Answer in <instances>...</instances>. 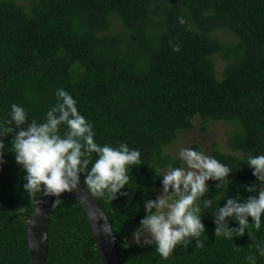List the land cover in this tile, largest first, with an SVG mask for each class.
Here are the masks:
<instances>
[{"label":"trees","instance_id":"1","mask_svg":"<svg viewBox=\"0 0 264 264\" xmlns=\"http://www.w3.org/2000/svg\"><path fill=\"white\" fill-rule=\"evenodd\" d=\"M221 31L235 40L224 42ZM57 88L77 101L95 142L141 152L127 195L108 201L90 193L111 224L120 264H245L250 245L264 242V217L259 231L249 225L250 237L215 236L212 212L224 204L216 197L202 212L200 246L193 240L164 258L155 245L121 243L139 226L144 200L159 195L158 176L180 163L167 149L196 121L202 135L213 124L228 127L226 150L215 141L209 152L232 170L224 198L264 187L246 164L264 154V0H0V121L13 103L41 121ZM12 138L0 141V264H29L28 221L43 197L23 190ZM216 183L207 182V198L220 194ZM46 264H100L91 225L73 200L51 215Z\"/></svg>","mask_w":264,"mask_h":264},{"label":"clouds","instance_id":"2","mask_svg":"<svg viewBox=\"0 0 264 264\" xmlns=\"http://www.w3.org/2000/svg\"><path fill=\"white\" fill-rule=\"evenodd\" d=\"M54 95L55 104L39 122L29 121L24 107L15 103L10 105L8 118L0 121V141L13 136L10 152L24 172L23 190L30 198L54 197L53 205L60 203L62 194L78 192L82 183L93 196L108 201L118 194L127 195L122 190L128 188L132 169L141 164L139 149L130 148L125 142L115 146L95 142L93 125L80 114L73 96L63 88H57ZM2 147L4 144L0 142ZM2 154L0 166L5 163ZM174 159L179 165L169 164L158 176L162 177L160 193L155 199L144 200V216L131 233V241L127 238L121 241L123 247L155 245V251L167 258L178 245L195 240L200 246L199 238L205 233L202 212L213 206L216 197H222L224 204L212 212L215 236L233 239L235 233L240 237L249 225L260 230L264 187L246 186L245 190L250 193L247 198L239 194L236 198H224L231 183L227 179L232 173L228 165L188 147L181 148ZM246 164L258 182L264 181V154L249 155ZM208 181L217 182L216 188L220 189V194L212 199L206 196ZM228 219L234 220L238 228H229ZM101 230L112 233L106 225ZM247 233L250 237V232ZM112 242L115 243L114 237ZM250 247L255 252L244 258L245 264H257V256L264 257V242L257 241Z\"/></svg>","mask_w":264,"mask_h":264},{"label":"water","instance_id":"3","mask_svg":"<svg viewBox=\"0 0 264 264\" xmlns=\"http://www.w3.org/2000/svg\"><path fill=\"white\" fill-rule=\"evenodd\" d=\"M55 199L54 197L43 198L33 210L28 221L29 264H46L47 262L48 226L51 215L59 204L53 205ZM59 199L60 203L65 200H73L82 208L93 231L100 264H120L116 243L112 242L115 235L111 224L97 200L85 189L84 185L79 186L78 192L64 193ZM102 225L109 226L112 233L102 232Z\"/></svg>","mask_w":264,"mask_h":264},{"label":"rangeland","instance_id":"4","mask_svg":"<svg viewBox=\"0 0 264 264\" xmlns=\"http://www.w3.org/2000/svg\"><path fill=\"white\" fill-rule=\"evenodd\" d=\"M219 37L220 39H223L224 42H232L235 40L230 33L222 32V31L219 33ZM222 66H224V63L220 61L218 66V73L221 72ZM227 130L228 127L225 124H213L210 131L207 134L202 135L200 133L198 122L196 121L195 128L188 132L181 133L180 139L174 144V146L167 149V152L171 154L173 157H175L181 148L184 147L191 148L192 145L198 144L201 147V151H203L206 155H209L211 145L215 141L219 142L223 147V149L226 150ZM136 228L137 227H133L131 229L129 236L127 237L128 241H131L132 239L131 233ZM131 246H137V245L131 244Z\"/></svg>","mask_w":264,"mask_h":264}]
</instances>
